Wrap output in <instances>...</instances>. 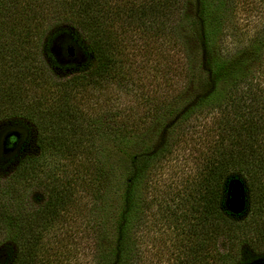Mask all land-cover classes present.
<instances>
[{
	"label": "trees",
	"instance_id": "16d2710c",
	"mask_svg": "<svg viewBox=\"0 0 264 264\" xmlns=\"http://www.w3.org/2000/svg\"><path fill=\"white\" fill-rule=\"evenodd\" d=\"M238 2L0 0V118L29 121L35 148L20 155L27 138L17 128L0 137V160L16 161L0 179V264H57L49 246L69 214V173L95 182L91 264H141L154 203L173 216L174 264L264 258V22L233 38L226 24ZM55 18L67 23L66 55L78 49L82 61L53 56L47 23ZM150 66L155 87H138L136 106L106 97L134 67ZM27 84L44 89L28 96ZM195 137L204 150L192 187L151 196L156 169ZM234 178L246 194L239 214L225 206ZM29 184L43 188L32 204Z\"/></svg>",
	"mask_w": 264,
	"mask_h": 264
},
{
	"label": "rangeland",
	"instance_id": "374dc122",
	"mask_svg": "<svg viewBox=\"0 0 264 264\" xmlns=\"http://www.w3.org/2000/svg\"><path fill=\"white\" fill-rule=\"evenodd\" d=\"M235 10L231 18L227 21L226 26L230 32L236 36L249 37L263 22H264V0H239L235 5ZM26 13V10H24ZM24 14V13H23ZM47 30L53 33L51 40V52L56 60L61 64H66L74 61H82L83 56L77 49L72 58H69L64 51L65 36L63 29L67 28V23L55 18L47 23ZM237 39V38H236ZM235 40V42L239 41ZM230 41V39H229ZM240 45L239 47H242ZM230 48V47H229ZM136 53V51H134ZM40 59V56H37ZM135 59H141L140 55H136ZM151 61L149 60V63ZM151 67V66H150ZM148 67L145 71L133 68L130 74L120 81H115L107 90V98L114 99L118 106L128 107L136 106L139 98L138 87L146 92L153 90L155 87V80L152 75L154 73L153 67ZM9 73V72H8ZM10 80L7 82L9 83ZM23 91L27 90L29 95H39L44 87L36 86L33 91L30 90L28 84L23 87ZM26 88V89H25ZM29 90V91H28ZM43 92V91H42ZM109 100V101H111ZM137 119H142L145 113V107L138 108ZM208 119V117L206 118ZM17 128L21 133L25 134L27 138L25 144L21 149L23 155L28 152L35 151L33 136V125L24 118L20 117H2L0 118V137L9 129ZM194 142L190 144L185 143L184 147H179L171 154L168 160L159 166L154 174L155 185L153 186L150 195H157L162 197V193L172 190V193H186L189 187L190 179L197 178V168L201 161V153L204 150L201 139L195 137ZM102 140V139H101ZM99 145H105V141L98 142ZM200 144V146L198 145ZM193 147L195 151L191 150ZM16 161L3 158L0 160V179H6L11 175L16 165ZM92 177V175H89ZM88 175L80 183L75 179L72 173H69L68 191L71 194V201L69 204V214L65 222L58 229L59 241L57 243H50V252L52 248L58 249L59 260L57 264H91L92 255L89 251V223L88 211L93 207L95 189L94 180L90 179ZM93 178V177H92ZM94 179V178H93ZM195 180V179H193ZM153 182V181H152ZM188 182V183H186ZM155 187V189H154ZM43 188L41 185L29 184L25 190L27 200L32 204L35 201L34 197L43 196ZM175 198V197H174ZM163 199V198H162ZM179 199V198H177ZM173 204V205H172ZM169 213L173 212V201H169ZM156 203L153 204L151 211L145 216V224L143 226L139 242L141 243V264H174L176 257V237L170 220L173 216L162 212ZM81 212V213H78ZM90 213V212H89ZM178 213V212H176ZM51 257H46V261H50Z\"/></svg>",
	"mask_w": 264,
	"mask_h": 264
},
{
	"label": "water",
	"instance_id": "95a60500",
	"mask_svg": "<svg viewBox=\"0 0 264 264\" xmlns=\"http://www.w3.org/2000/svg\"><path fill=\"white\" fill-rule=\"evenodd\" d=\"M69 53L72 55V48H69ZM225 206L232 214H239L246 207V194L242 181L238 178L231 179L227 185L225 198ZM246 264H264V258H256Z\"/></svg>",
	"mask_w": 264,
	"mask_h": 264
}]
</instances>
